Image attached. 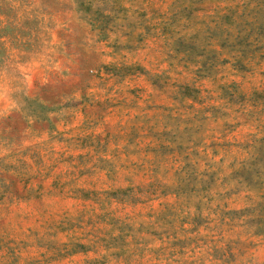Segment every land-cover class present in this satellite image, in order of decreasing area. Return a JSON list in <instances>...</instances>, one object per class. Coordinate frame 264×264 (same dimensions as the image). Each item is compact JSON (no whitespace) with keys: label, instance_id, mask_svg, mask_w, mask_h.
I'll use <instances>...</instances> for the list:
<instances>
[{"label":"rangeland","instance_id":"rangeland-1","mask_svg":"<svg viewBox=\"0 0 264 264\" xmlns=\"http://www.w3.org/2000/svg\"><path fill=\"white\" fill-rule=\"evenodd\" d=\"M0 264H264V0H0Z\"/></svg>","mask_w":264,"mask_h":264}]
</instances>
